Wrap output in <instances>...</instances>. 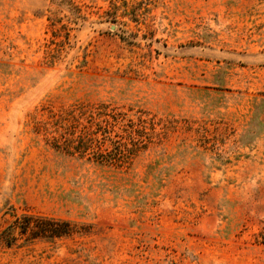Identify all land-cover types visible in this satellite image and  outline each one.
<instances>
[{
    "label": "rangeland",
    "instance_id": "obj_1",
    "mask_svg": "<svg viewBox=\"0 0 264 264\" xmlns=\"http://www.w3.org/2000/svg\"><path fill=\"white\" fill-rule=\"evenodd\" d=\"M0 264H264V0H0Z\"/></svg>",
    "mask_w": 264,
    "mask_h": 264
},
{
    "label": "trees",
    "instance_id": "obj_2",
    "mask_svg": "<svg viewBox=\"0 0 264 264\" xmlns=\"http://www.w3.org/2000/svg\"><path fill=\"white\" fill-rule=\"evenodd\" d=\"M69 231L68 230H61V231H59V232H57V233H68ZM55 233V232H54Z\"/></svg>",
    "mask_w": 264,
    "mask_h": 264
}]
</instances>
